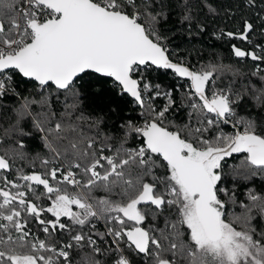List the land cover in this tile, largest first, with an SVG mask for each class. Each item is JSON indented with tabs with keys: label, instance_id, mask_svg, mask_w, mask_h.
<instances>
[{
	"label": "snow or ice",
	"instance_id": "6c2138e0",
	"mask_svg": "<svg viewBox=\"0 0 264 264\" xmlns=\"http://www.w3.org/2000/svg\"><path fill=\"white\" fill-rule=\"evenodd\" d=\"M176 7L191 29L194 5ZM171 11L169 0H0V264H264V45L232 44L256 78L237 89L239 68L176 57ZM254 30L243 19L217 38L252 43ZM161 71L175 83L150 78ZM223 73L234 79L220 86ZM104 92L136 117L87 111ZM34 132L46 152L31 156Z\"/></svg>",
	"mask_w": 264,
	"mask_h": 264
},
{
	"label": "trees",
	"instance_id": "16d2710c",
	"mask_svg": "<svg viewBox=\"0 0 264 264\" xmlns=\"http://www.w3.org/2000/svg\"><path fill=\"white\" fill-rule=\"evenodd\" d=\"M176 2L177 0H169V3L172 5V11L167 24L164 25V31L170 37V47L173 52L176 53L177 58L183 59L185 63L197 68L201 65L208 64L232 65L239 68L245 75L235 78V86L237 89L241 88L246 81L256 79L247 75L250 71H252V65L254 62L247 59L238 60L234 55H232L231 46L232 44H236L242 49L252 50L253 46L256 44L264 45V33L257 32V30L256 32H251L249 34V40L252 43L247 42V44L240 40L234 39L229 41L227 38H217L221 29L224 31H237L240 28L241 16L238 12L239 5H241L240 0H209L211 6L216 10L215 14H209L207 9L200 3V0H189V3L194 5L193 15L195 16L193 27L191 29H189L187 23L181 25L179 19L181 10L176 7ZM251 7L252 6L246 8V12L244 14L245 19L252 22L255 28H260V26L264 25V23L260 21L258 25L255 23V19L250 17L253 15L250 12V9H252ZM198 26H202L204 31L198 32ZM169 29H171V31H169ZM190 32L191 34H189ZM256 50L259 51V49ZM261 67H264V65H261ZM149 75L154 82H159L164 86L175 83V80L170 73L165 74L161 71L151 72ZM231 79H234L231 73H223L220 78L216 80V83L223 86L228 84ZM180 83H183V81H180ZM18 91H20L23 95H28L32 92L31 83L28 81L21 82ZM177 95H179V93H177ZM61 99H63V97ZM127 100V97H118L111 92H104L97 97L89 96V98L84 101V105L87 111H99L101 107H104L105 109L117 108L122 117H136V112L129 111V109L133 106L128 103ZM2 102L8 109H11L14 104L19 103L16 98H5ZM155 103L157 105H161L163 101L157 100ZM53 109L57 113L61 110V105L56 103L54 99ZM34 111L39 112V106H35ZM241 111L243 112V107L241 108ZM253 111L255 110L253 109ZM185 115V112L181 110V112L176 116L177 121L183 120ZM109 120L113 121L115 120V117H109ZM116 123H119V121H116ZM104 127L107 130L110 125L106 124ZM25 128L31 130L30 122L25 124ZM40 135V133L34 132L33 137L26 139L28 151L31 156L46 152L42 146ZM239 162V158L228 161L229 164H238ZM37 168H39V164H37ZM25 170L28 171L30 169L26 167ZM259 184L260 181L257 180V185L254 186H258ZM98 227L101 231H103L101 225H98ZM101 247H104V245H101ZM84 251L86 252L87 250L85 249ZM81 255H83V252ZM99 258L104 259V257ZM77 260L79 261V257H77Z\"/></svg>",
	"mask_w": 264,
	"mask_h": 264
},
{
	"label": "flooded vegetation",
	"instance_id": "af4514ba",
	"mask_svg": "<svg viewBox=\"0 0 264 264\" xmlns=\"http://www.w3.org/2000/svg\"><path fill=\"white\" fill-rule=\"evenodd\" d=\"M241 5H239L238 12L241 16L240 23H242V20L245 19V12L246 8H249V5L246 3V0H240ZM250 12L253 14L252 17L255 19V23L259 25L261 21V17H264V0H256V3L251 7ZM260 32L264 33V25L260 26V28H255L252 32ZM243 42V41H242ZM247 44V41H244ZM243 42V43H244Z\"/></svg>",
	"mask_w": 264,
	"mask_h": 264
},
{
	"label": "built area",
	"instance_id": "2783aa9c",
	"mask_svg": "<svg viewBox=\"0 0 264 264\" xmlns=\"http://www.w3.org/2000/svg\"><path fill=\"white\" fill-rule=\"evenodd\" d=\"M101 226H102V229L104 230V226H103V224H100Z\"/></svg>",
	"mask_w": 264,
	"mask_h": 264
}]
</instances>
